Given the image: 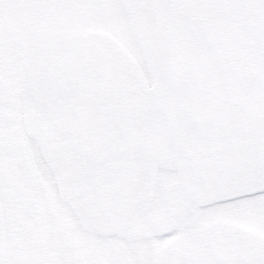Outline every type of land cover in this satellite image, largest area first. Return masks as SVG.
Here are the masks:
<instances>
[{
    "label": "snow or ice",
    "instance_id": "obj_1",
    "mask_svg": "<svg viewBox=\"0 0 264 264\" xmlns=\"http://www.w3.org/2000/svg\"><path fill=\"white\" fill-rule=\"evenodd\" d=\"M0 264H264V0H0Z\"/></svg>",
    "mask_w": 264,
    "mask_h": 264
}]
</instances>
